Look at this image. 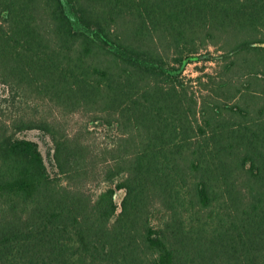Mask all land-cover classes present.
Returning a JSON list of instances; mask_svg holds the SVG:
<instances>
[{
  "label": "trees",
  "instance_id": "trees-1",
  "mask_svg": "<svg viewBox=\"0 0 264 264\" xmlns=\"http://www.w3.org/2000/svg\"><path fill=\"white\" fill-rule=\"evenodd\" d=\"M261 28L264 0H0V264H264V89L230 77L198 104L181 76L243 51L264 74ZM38 101L88 113L105 146L58 134ZM34 129L53 174L18 135ZM96 164L91 201L71 184Z\"/></svg>",
  "mask_w": 264,
  "mask_h": 264
},
{
  "label": "rangeland",
  "instance_id": "rangeland-1",
  "mask_svg": "<svg viewBox=\"0 0 264 264\" xmlns=\"http://www.w3.org/2000/svg\"><path fill=\"white\" fill-rule=\"evenodd\" d=\"M252 37H255V39L258 40H264V28L257 30L256 36ZM222 45L223 41L219 39L218 42H215V44L209 43L206 44V46L200 47L198 52L199 54L211 52L214 56H218L220 53L225 54L228 46L221 49ZM256 55L258 54L243 51L238 54L226 55V57H222L221 59L206 61L199 60L186 65L181 76L184 78L185 82L188 83L189 90H192L194 95L197 97L198 104L202 100L204 94L209 91L205 89L204 85H208L207 87L210 89V85H217L219 82L228 80L230 77H233V81L235 80V85H258L257 88L258 91H260L264 89V74L260 73L256 78L253 76H244L247 70L243 69L244 59L246 58L251 60L254 57H257ZM232 60L235 62L234 67H232L231 70H227L225 65ZM259 69L264 71V66L260 63L259 66L257 65L256 67L250 68V70L255 71H258ZM238 75L242 76L239 78ZM259 97L264 99L263 96L259 95ZM262 99L260 100L261 103ZM36 109L38 111L37 118L46 117L49 121H52L58 134L78 135L83 144L88 145L89 148H93L95 150H98L99 148L102 150L101 148L105 146L106 141L103 139L104 132L101 128L97 130L95 128L96 126H93V124L89 122L90 118L88 113H83L81 111L68 113L51 105V103L47 101H38ZM26 110L32 112L34 107L32 109L27 108ZM28 115L30 116V114ZM87 124L89 131L86 130ZM18 135L36 143L48 171L50 174H53V172L56 171V168L53 166V162L51 160L53 152L51 139L37 129L22 131L19 132ZM96 165L95 171L88 174L87 180L84 183L71 184V186L79 187L91 201L97 197V194L103 190L107 184L103 180L100 168L101 164ZM65 184H67L66 186L68 187V180L63 179V185ZM120 195H122V192L117 190L115 196L116 199H119ZM157 217L161 218V215H153V218ZM159 222L160 221H158V223Z\"/></svg>",
  "mask_w": 264,
  "mask_h": 264
}]
</instances>
